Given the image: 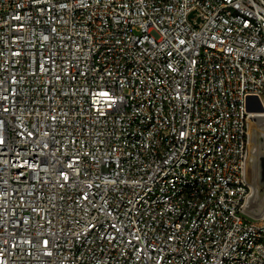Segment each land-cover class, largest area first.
Listing matches in <instances>:
<instances>
[{
  "label": "built area",
  "instance_id": "2783aa9c",
  "mask_svg": "<svg viewBox=\"0 0 264 264\" xmlns=\"http://www.w3.org/2000/svg\"><path fill=\"white\" fill-rule=\"evenodd\" d=\"M247 96L264 0H0V264H264Z\"/></svg>",
  "mask_w": 264,
  "mask_h": 264
},
{
  "label": "water",
  "instance_id": "95a60500",
  "mask_svg": "<svg viewBox=\"0 0 264 264\" xmlns=\"http://www.w3.org/2000/svg\"><path fill=\"white\" fill-rule=\"evenodd\" d=\"M245 109L248 118L247 149L244 159V182L251 192L244 214L253 220L264 214V116L262 105L256 96H247Z\"/></svg>",
  "mask_w": 264,
  "mask_h": 264
}]
</instances>
